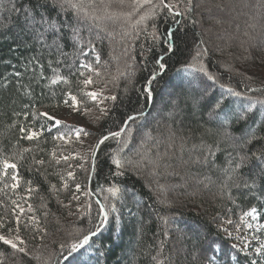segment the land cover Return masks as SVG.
I'll return each mask as SVG.
<instances>
[{
	"label": "trees",
	"instance_id": "obj_1",
	"mask_svg": "<svg viewBox=\"0 0 264 264\" xmlns=\"http://www.w3.org/2000/svg\"><path fill=\"white\" fill-rule=\"evenodd\" d=\"M206 1L220 0H191L190 5L186 0H170L176 11L183 13L174 17L161 6L152 9L147 5L144 11V5L133 11L130 0H124L123 5L119 0H72L83 10L70 7L64 0H55V5L53 0H0V229L6 232L19 228L25 249L19 252L0 242V264H62L69 254L71 246L58 245L60 236L55 235V222L66 215L61 199L68 192L66 187L62 189L66 164L55 153L59 137L68 132L70 124L56 126L41 114L57 112L71 96L85 103L84 81L89 78L113 85L106 94L116 97L109 99L101 120L90 129L93 139L98 141L102 135L119 131L128 116L142 115L129 122L127 147L122 152L117 150L123 147L124 133L106 141L91 158L90 192L100 199L101 206L109 210L114 206L116 211H109L101 232L63 264H80L81 260L84 264H264V253L258 257L238 252L219 230L216 218L221 216L237 224L246 212L256 208L262 226L259 239L264 243V167L252 155L260 156L264 149L263 80L257 76L254 82L248 81L227 67L228 60L242 62L246 69L259 66L264 60V29L261 32L256 23L240 21L238 35L220 38L218 30L207 27L214 23L213 27H220L226 18L207 22L204 12L214 9ZM153 3L158 4V0ZM262 6L264 9V0ZM106 9L128 13L130 19L123 17L120 25L116 22L119 29L111 23L107 27L105 22H98L106 21ZM148 11L150 14L141 19ZM212 15L216 16L214 12ZM42 17L55 22L59 30L56 35L41 23ZM73 29L78 30L76 39ZM170 29L174 34L171 52L165 43ZM244 29L250 37L249 32L253 34L251 43H246L247 48L252 47L251 56L240 51L245 48L241 43L246 40L241 35ZM107 30L110 34L134 30L131 37L128 35L131 48L122 42L108 46L104 39ZM198 50L203 52L199 58ZM160 57L163 71L156 63ZM85 64H91L94 70L89 71ZM125 66L131 67L129 80L124 75ZM94 72H99L97 78ZM154 72L156 79L149 85ZM205 73L216 79L208 80ZM57 76L63 79L52 83ZM203 85L212 93L203 94ZM146 86L151 89V100L144 92ZM227 88L240 95L229 94ZM160 93L165 94L159 98ZM158 106L165 114L162 118L154 116ZM248 128L257 139L248 143V135L244 146L240 143L243 149L231 144L224 134L229 131L241 136ZM29 130H37L38 136L26 139ZM146 134L150 135L148 139L143 138ZM141 151L143 161L142 154L139 158ZM113 155L124 161L122 169L112 163ZM241 156L249 157L242 170L236 167ZM38 160L43 164H36ZM4 161L16 164L15 169L7 170V176L2 175ZM250 166L261 176L257 182L250 179L255 173L250 175ZM12 175L18 178L15 189L11 187L16 183ZM191 175L210 185L174 188L179 177L187 180ZM150 178L156 181L153 188ZM110 187L120 190L117 197L106 191ZM161 187H165V193L160 192ZM95 188L101 197L93 192ZM94 198L89 199L93 204L90 211L82 214L86 228L90 222L94 226L98 223L101 206ZM18 203L27 209L30 221L24 214L16 216ZM73 222L82 228L81 222ZM170 222L190 225L201 236L187 231L190 237L179 240L173 234L185 252L172 253L174 244L168 243L170 229L166 225ZM206 242L209 253L199 256ZM47 255L50 258L44 261Z\"/></svg>",
	"mask_w": 264,
	"mask_h": 264
},
{
	"label": "rangeland",
	"instance_id": "obj_2",
	"mask_svg": "<svg viewBox=\"0 0 264 264\" xmlns=\"http://www.w3.org/2000/svg\"><path fill=\"white\" fill-rule=\"evenodd\" d=\"M187 4L190 5L191 0H186ZM263 0H220L217 1L216 3H212L211 1H206L205 4L209 6L211 9V12H204V15L207 17L206 19L208 20L207 22H214L213 20H217V18L224 17L226 18L223 21H226L223 23L222 26L220 27H213L215 26L214 24H209L207 29L209 30H215L219 31L218 36L220 38H225V37H234L238 35L237 31V24L240 21H246L248 23H256L257 29L260 31L264 29V9L262 6ZM112 5V4H111ZM109 5V6H111ZM204 5V4H203ZM104 7L108 8V3L104 4ZM148 9V6L146 5L144 7V11ZM176 11V9H175ZM216 14V16H213V12ZM104 17L106 18V21L98 20V22L102 23L105 22V25L108 26V24L111 23L113 27L116 28L117 23L120 25L121 22H123L122 18L127 17L126 14L123 12L115 13V12H108L107 9L104 11ZM150 14V11L146 13L144 16H147ZM131 15V14H129ZM221 16V17H220ZM134 17V15H133ZM204 19V20H206ZM219 20V19H218ZM222 21V22H223ZM117 22V23H116ZM221 22V20H220ZM116 29H119L121 26H119ZM145 28V27H144ZM143 31V29L141 30ZM241 35L244 36L245 41H242L241 43L244 44L245 48H241L242 53H248L250 56L252 55V47L250 46L247 48V42H250V39H252V33L249 32L251 37L248 35L247 30L244 29L242 30ZM108 32V30H107ZM203 31H201L202 33ZM262 32V31H261ZM135 33L133 31L125 32V30H121L119 33H107V35L104 36V39L106 42H108V46L116 47L118 45V42L121 43L124 47L127 45V48H131V46L128 44V35H131ZM118 37V40L115 42V38ZM137 35L135 34V37ZM158 38V35H155ZM263 36H264V30H263ZM120 38V39H119ZM206 38V37H205ZM224 40H222L223 42ZM114 42L115 45L112 43ZM123 46H121L123 48ZM126 48V52H127ZM240 48V45H238L237 49ZM128 49V50H129ZM254 49V48H253ZM120 52H122L120 50ZM131 52V50H130ZM199 52V50H198ZM126 54V53H125ZM203 55V54H202ZM121 56L124 57V55L121 53ZM227 67L235 74H240L242 76H246V80L248 81H253L257 76L263 80V86H264V60L260 61L259 66L256 65L254 67H250L246 69L242 62L239 64V61L232 63V61H227ZM131 67H124V75L126 76V80L130 79V76L132 75L131 73ZM230 71V72H231ZM237 72V74H236ZM98 73V74H97ZM99 75V72H94V77L97 78ZM191 77V75H189ZM176 80H174V84ZM254 82V81H253ZM244 84V83H243ZM246 84V83H245ZM244 84V85H245ZM256 84V83H254ZM254 84H246L248 86H253ZM112 86H109L108 82H92L90 84L85 85L84 89V94H85V99L86 102H80L77 100L79 103L77 105H73L70 101L63 105L57 112L48 114V116L55 117L57 120L61 121V124L59 125H64V124H70V129L66 134H64L65 139H59L58 140V148L56 151V156L58 160L63 161L66 166L64 167V171L66 172V179L62 180V189L64 190L65 185H67L65 190H68V192H65V196L61 201L64 203L62 207H64V212L65 216H62L63 219L59 217V221L55 222V224L58 225V231L55 233V235H59L58 239V245L61 246V244H65V247H70L74 242L78 241L81 237L84 235L88 234L89 229L94 228V223L90 222L88 224L89 226L86 228V220L83 221L82 214L88 213L93 206L91 201L89 199L94 198L93 194H91L90 189L92 186V182L88 181V177L90 175V163H91V158L94 159L95 155L92 154L91 148L95 146L96 140L93 139L89 133L90 129H92V126L96 124V122L104 115L105 110H107L108 101L109 99H106L109 97L106 93H109L112 91ZM202 92L203 94H210L211 88L207 87L206 85L202 86ZM210 91V92H209ZM89 92H96L97 99L92 100L91 97L87 96L86 94ZM163 92V91H162ZM165 94V93H164ZM164 94L160 93L159 98L164 96ZM255 102L251 101L250 103ZM256 105V104H254ZM253 105V106H254ZM236 106V105H235ZM252 107V106H251ZM249 108H244L249 110ZM160 106L156 107L154 116H159V117H164L165 114L161 112ZM259 110V109H258ZM235 111V110H234ZM248 113V112H247ZM148 114V113H147ZM153 115V114H152ZM213 116V115H211ZM147 117V115H146ZM159 117H156L154 120L158 119ZM53 123L55 124V121L52 120ZM148 122V119H146L145 123ZM91 123V127H89V124ZM142 124V121L140 123V126ZM58 126V125H56ZM138 127V130H141V127ZM76 128H83L89 135L84 136L83 134L80 135L79 138H77L76 134L73 129ZM143 130V129H142ZM31 132L38 133L37 130H31ZM138 132V131H137ZM252 132L250 131V128H248L241 136H233L231 135V132L225 131V137L226 139L233 145L239 146L241 149H243L242 145L246 143L247 140L245 138H248ZM124 140H126L128 134L127 132L124 133ZM141 134V133H140ZM251 136V135H250ZM150 135L146 134L143 136L144 139H148ZM240 143H243L242 145ZM142 154V161L144 160V153L139 152V158ZM137 153H135V157H137ZM63 157H67L68 159L65 160ZM257 164L260 165V167H264V163L260 162ZM187 164H184V166ZM243 164L239 168L241 170L243 169ZM142 168V167H141ZM238 168V169H239ZM249 172L250 175H252V172H255L253 176L250 178L254 182L258 179L261 178L260 174H257L252 167H249ZM71 172L73 173L72 177L68 176V173ZM180 176V174H179ZM150 186L153 188L155 186V182L153 178L149 179ZM65 181V182H64ZM179 184H174V188H179V189H185L188 185H196V186H202V187H207L206 183L201 180L200 177H194V176H188L187 180L182 179L181 177L178 178ZM76 185H80V190L77 191ZM158 185V183H157ZM156 185V186H157ZM95 194L98 195V197H101V192L98 188H95L93 191ZM161 193H165L166 189L165 187H161L160 190ZM78 197V199L74 198ZM94 201L98 206H101L100 199L99 198H94ZM99 202V203H98ZM27 211L26 208L21 203H18L15 208L14 212L16 216L23 215L24 217H27L29 219V214H26L25 212ZM72 211L74 214H72ZM217 222H218V228L219 230L225 234V237L229 240L232 241V246L235 245V249L242 253V254H248V255H255V256H261L262 253H257L255 249L260 248L261 245H264V243L259 239V232H261V224L259 221V218L256 215V218L253 219L252 216H244L238 223L236 224V221L223 218L221 216L216 217ZM71 221H76V222H81L82 223V228H79L77 224L70 223ZM167 226V229H170L168 233L170 234L169 242L174 244V249L175 252H182L184 253V249L182 250L181 247L178 245L177 241L173 239V234L178 235V239L181 240L184 237H190L187 233L192 232L193 234H198L200 237V233H198V230L196 228H190V225H183V224H177L176 222H170ZM188 231V232H187ZM0 235L4 236L6 239H10L13 242H15L19 247H23L24 244H20L19 240L16 239L17 236L20 237V239L23 240L22 232L19 228L15 227L13 229H10L6 232L0 229ZM196 236V237H198ZM198 237V238H199ZM168 240V239H167ZM209 242L204 244V247L202 251L199 253L201 254H208L209 252L207 251L209 249L208 246ZM64 246L62 247L65 248ZM180 250V251H179ZM69 255V254H68ZM66 255V256H68ZM50 257L47 255L43 257L42 259L44 261L48 260ZM41 259V260H42ZM85 259V258H84ZM40 260V261H41ZM82 262L80 264H84V260H81ZM90 264H93L92 262Z\"/></svg>",
	"mask_w": 264,
	"mask_h": 264
},
{
	"label": "snow or ice",
	"instance_id": "obj_3",
	"mask_svg": "<svg viewBox=\"0 0 264 264\" xmlns=\"http://www.w3.org/2000/svg\"><path fill=\"white\" fill-rule=\"evenodd\" d=\"M119 2L121 3V5H123L124 0H119ZM53 3L55 5V0H53ZM64 3H67L70 5V7L72 8H81V10H83L82 5L81 4H77V3H72V0H64ZM130 4L133 8V11H136L138 9H140L141 7H143L144 5H151V8L154 9L157 6H161L164 9L167 10V12L176 17V16H181L183 15L182 12L179 11H175V6L170 2H165V0H158V4L157 3H153V0H130ZM154 14V13H153ZM145 16L141 15V19H144ZM27 19V18H26ZM41 23L47 24L49 29L54 30V35H56V33L59 31L58 29H56V25L54 21H48V19L46 17H42L41 18ZM47 31V29H46ZM74 32V36L73 38L76 39L78 36V30L77 29H73ZM173 32L171 31V29L168 32V35L165 39V43L168 44V51L171 52L173 50ZM153 38L155 39V35L153 36ZM56 39H59V36L56 37ZM54 43H56V40L53 41ZM203 52H197V58H199L200 55H202ZM163 61V57H160L156 63L159 65V69L160 71H163L165 68ZM97 63H99V57H97L96 60ZM83 67H86L89 69V71H93L94 69L92 68L91 64H85L83 65ZM200 71H204V69L201 67ZM98 74V73H97ZM207 75L208 80H212L214 81L216 79L215 76H213L212 74H208L205 73ZM81 75H83V73H81ZM63 79L60 76H57L56 79L52 80V83H56L57 80ZM156 79V73L154 72L151 79H149L148 84L150 85L154 80ZM85 85L92 83V80L86 79L84 81ZM223 87V86H222ZM226 91L233 95V96H239L240 93L233 91L231 88H227ZM144 92L147 93L148 99H152V92L150 87H145L144 88ZM87 96L91 97L92 100H96L97 99V93L96 92H89L86 94ZM106 99H111V100H116L115 96H111V97H107ZM67 102V101H66ZM71 102L73 105H77L79 102L77 101V98L75 96H71ZM216 107L219 108L220 104L219 102H217ZM41 115L47 116V118L49 120H54L55 121V125H59L61 124L60 120H57L55 117L52 116H48L47 113H42ZM142 115V113H140L138 116H128L126 118V120L124 121V127H121L119 131H115V132H109L107 135H102L100 137V139L96 142L95 146L91 148V152L93 155L96 154V150L99 149L106 141H108L109 139H116V138H120L122 133H126L130 131V124L129 122H135L139 116ZM21 131L24 132L25 129L21 128ZM72 131L75 132L77 138L80 137L81 134H83L84 136L89 135V133H87L83 128H76L73 129ZM251 139H249L247 142L251 143L252 140H256V136L255 133H251ZM38 136V133L35 132H31L29 130L28 135L25 137L26 139H33L35 137ZM60 139H65L64 135H61L59 137ZM264 139V138H262ZM118 143H120L121 141L118 140ZM127 147V141L123 140V147H120L117 151L118 152H122L124 150V148ZM211 154V153H210ZM253 157H256L257 159H260L262 162H264V149L261 150V155L260 156H256V153L252 154ZM65 160H67V157H63ZM249 159L248 156H241L240 157V161L236 164V167L239 168L241 166V164L247 162ZM36 164H43V161H36ZM112 163L116 166L117 169H122L125 164L124 161L122 159H118L116 157V155L112 156ZM3 168H4V172L2 173V175L7 176V170L8 169H15L16 168V164L14 163H9L7 161L3 162ZM120 174H123L122 172ZM69 177L73 176V173L69 172L68 173ZM11 179L13 181H16V183H13L11 185L12 188H16L18 187V178L16 175H12ZM55 187V186H53ZM65 187H67V185H65ZM76 189L77 191L80 190V185H76ZM29 191L31 192L32 189H29ZM107 192L110 193L111 197L115 198L117 197L118 193H119V189L115 188V187H110L106 190ZM76 199H78V197H74ZM99 203V202H98ZM109 211H116L115 207L113 206L110 210L105 208L104 206H101L99 209V213H98V223L95 224L94 229H89L88 234L83 236V239L79 240L77 243H73L70 247L69 250V255L67 257H64L65 261H68L71 257L73 253H77L79 249L83 248L85 245L89 244V241L92 237H95L98 233L101 232V230L105 227L106 223L108 222V217H109ZM256 213H257V209L256 208H252L249 212H246L244 215L245 216H252L253 219L256 218ZM17 240H19L20 244H24V241L22 239H20L19 236L16 237ZM0 242H2L5 245H10L12 249L14 250H18L19 252H25V249L23 247H19L17 246V244L15 242H13L10 239H6L4 236L0 235ZM235 247V245L233 246ZM255 251L257 253H264V245H261L260 248L255 249ZM253 264H255V262H253Z\"/></svg>",
	"mask_w": 264,
	"mask_h": 264
},
{
	"label": "water",
	"instance_id": "obj_4",
	"mask_svg": "<svg viewBox=\"0 0 264 264\" xmlns=\"http://www.w3.org/2000/svg\"><path fill=\"white\" fill-rule=\"evenodd\" d=\"M64 261H65V260H64ZM64 261H63V262H64ZM63 262H62V264H63Z\"/></svg>",
	"mask_w": 264,
	"mask_h": 264
},
{
	"label": "bare ground",
	"instance_id": "obj_5",
	"mask_svg": "<svg viewBox=\"0 0 264 264\" xmlns=\"http://www.w3.org/2000/svg\"><path fill=\"white\" fill-rule=\"evenodd\" d=\"M64 263V262H63Z\"/></svg>",
	"mask_w": 264,
	"mask_h": 264
}]
</instances>
